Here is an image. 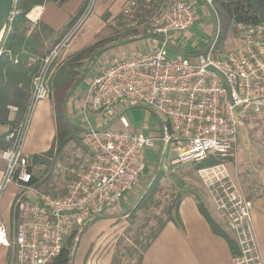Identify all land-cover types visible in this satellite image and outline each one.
I'll list each match as a JSON object with an SVG mask.
<instances>
[{"label": "built area", "instance_id": "built-area-1", "mask_svg": "<svg viewBox=\"0 0 264 264\" xmlns=\"http://www.w3.org/2000/svg\"><path fill=\"white\" fill-rule=\"evenodd\" d=\"M138 1H128L123 10L131 24L138 22L133 15ZM201 1L214 14L216 26L205 53L188 58L170 56L168 51L171 38L197 22L193 4L142 0L153 10L148 35L158 39L160 47L114 60L89 81L78 113L84 126L83 150L66 162L52 159L49 167L37 166L33 156L24 152V144L38 103L48 99V73L92 13L96 0H88L77 23L42 60L31 82L24 119L6 131L10 146L0 152L4 163L0 200L9 187L20 189L13 202L11 241L8 227L0 224V247L11 248L10 264H52L67 243L73 254L84 231L137 187L147 151L160 147L165 161L176 167L211 157L226 159L237 147L239 129L264 117V25L235 27L241 46L220 56L221 24L214 0ZM8 109L10 117L17 112L15 107ZM134 109L154 116L155 132L142 135L130 130L124 113ZM90 117L101 125H94ZM111 121L120 128H107ZM37 168L66 178L65 194L52 197L29 185ZM199 176L210 187L216 210L238 245L240 254L233 264H262L252 228V201L229 177L224 163L200 170Z\"/></svg>", "mask_w": 264, "mask_h": 264}, {"label": "crops", "instance_id": "crops-1", "mask_svg": "<svg viewBox=\"0 0 264 264\" xmlns=\"http://www.w3.org/2000/svg\"><path fill=\"white\" fill-rule=\"evenodd\" d=\"M61 1H63L61 5H58V1H49L41 6L35 7L28 15V20L32 24V27L34 28L39 25H44L52 31H58L66 24L70 17L74 16L75 13L79 11L84 2V0ZM125 1L126 0H96L92 9L94 15L90 19L89 16L85 20L83 26L80 27L68 44V47L66 48L67 51L64 49L60 57L63 54L68 55L65 57L67 61L71 57L81 54L79 68L83 67V64L90 59V57H85L84 53L79 51L82 48V50L86 48L85 39L87 40L101 31L103 25L100 23V20L105 11L109 12L110 19L114 18L119 15ZM188 1L191 3L195 2L197 5H200L202 2L201 0ZM196 25L197 24L195 23V25L186 33L174 35L171 38L169 51L172 48H178L182 51L185 39L191 34H195L193 28ZM83 28L84 31L80 33ZM159 47V40L151 38L148 35V37H143L135 42L128 41L118 46H107L106 48H103L102 51L94 49L91 54L94 55L92 59L93 64L88 67V71L82 73L79 68L77 69V79H80V83L70 93L67 102V113L73 114L74 117L79 116L78 109L81 105L88 83L101 69L110 65L114 60H121L137 54L149 53ZM196 51H187L188 53L183 52L181 54H190ZM170 52L174 54L173 56L176 55L172 50ZM118 128H120V125L115 122L113 129ZM156 129L157 121L155 120L153 126L148 127L140 134L149 135L155 132ZM6 131L7 128H0V134H4ZM55 135L56 122L54 107L52 102L47 99L38 103L35 109L29 133L24 144V152L32 156L46 153L49 150ZM155 151L156 150L147 151L146 156L150 157L156 155ZM149 162L146 160V164ZM235 163H237V161H235ZM3 170L4 163L0 158V178ZM243 172L245 174L243 173L244 176L242 179L248 191L247 196L253 203L251 218L254 238L261 262L264 264V150L259 158H255L254 161L243 170ZM34 186L41 190L37 185ZM19 192L20 189L18 187L11 186L0 200V224L8 227L10 241L12 240L14 232L13 202ZM28 196L31 198V193H28ZM201 202L207 209L213 221L219 225L223 231L228 233L221 223L209 195L204 197ZM178 218L180 223L169 222L163 228L155 241L143 254L141 264H233V257L228 243L211 230L207 221L199 213L195 196H185L183 198L178 208ZM109 227L108 220H98L92 225L81 237L76 250L73 253L72 264L75 262L76 254L81 243L83 244L84 242H86L87 245L84 248L79 264H100V259H104V257L107 258V260H103V264H110L113 246L115 244V234L113 231L112 235L109 236L108 234L107 237L109 238L107 239V242L108 240L110 241L109 247L111 248L108 247L109 250L107 249L104 252L102 248V237H99L103 230ZM91 234L92 236L88 238ZM98 237L100 238L99 242L96 241ZM231 237L233 238V236ZM92 242H95V244L93 245ZM107 251H109L108 254H106ZM11 260V248L0 247V264H10Z\"/></svg>", "mask_w": 264, "mask_h": 264}, {"label": "trees", "instance_id": "trees-1", "mask_svg": "<svg viewBox=\"0 0 264 264\" xmlns=\"http://www.w3.org/2000/svg\"><path fill=\"white\" fill-rule=\"evenodd\" d=\"M49 1H58V5L63 3L61 0H17L12 11L10 31H6L0 41V128H7L8 132H11L24 119L30 103L31 82L33 77L41 70L42 60L53 51L77 23L88 3V0H84L79 11L70 17L58 31H52L44 25L33 28L28 20L29 13L35 7ZM214 5L221 21L219 43L222 41V34L227 29L235 31V27L238 25H264V0H214ZM133 10V15L139 22L145 16L153 14V10L145 5L142 0L138 1ZM30 29L31 32L28 34ZM205 51L206 48L183 55L188 58H195L204 54ZM80 59L81 54H78L67 61L60 63L57 61L52 71L48 73L46 83L48 99L57 111L54 112L56 135L46 153L33 156L37 166L45 164L49 167L53 162L52 159L61 158L64 149L71 142H77L79 149H82V146L79 145L81 140L79 134L82 131L69 119L66 108L68 95L80 83V79H77ZM66 88L68 94L65 98L57 94ZM54 93H56L55 96ZM8 107L17 108V112L12 117H10ZM5 136L6 133L0 134V152L10 146L5 141ZM41 176L40 173L36 172V169L33 170L29 185L38 186ZM42 184H44L45 189L43 190L46 193L60 196L65 194L64 190L56 193V189L60 184L58 182L54 183L50 180L46 184L43 181ZM185 196L187 195L178 193L174 199H170L166 188L162 187L159 179L155 177L151 185L143 191L134 207L129 211L132 215L139 211L142 212L145 215L144 219L136 231L128 227L117 237V241L113 246L110 264H141L143 254L163 228L169 222L180 223L178 208ZM196 200L198 211L207 221L211 230L228 243L232 257H237L240 251L234 238L223 231L210 217L205 206L198 199ZM98 220H101V218ZM72 263L73 258H71V254L67 249H63L52 262V264Z\"/></svg>", "mask_w": 264, "mask_h": 264}, {"label": "rangeland", "instance_id": "rangeland-1", "mask_svg": "<svg viewBox=\"0 0 264 264\" xmlns=\"http://www.w3.org/2000/svg\"><path fill=\"white\" fill-rule=\"evenodd\" d=\"M128 1L129 0L125 1L124 5L121 8L119 15L114 18L110 19L109 12L105 11L102 14L101 20H100L101 21L100 23H102L103 25L101 31L95 34L93 37L88 38L87 40L84 38L86 48L84 50H82L83 49L82 48L81 49L82 51L81 50L79 51L81 53H84L85 57L86 56L90 57V59L87 60L83 64L84 65L83 67L79 68L80 71H82V73L87 72L88 67L92 66L93 64L92 59L94 55H91V54L94 51V49L102 51V49L106 48L107 46H111V45L118 46L128 41L135 42L138 39H141L143 37H148L149 27H150L149 19L151 18L152 15L149 14L148 16H145L144 19L143 18L140 19V22L138 21L136 24L134 23L131 24L129 19H127L123 13V10L125 9ZM192 4L196 11V17H197V22H196L197 25L193 28L195 31V34L193 33L187 39H185V42L183 43V48H182L184 51L183 50L181 51V49H178V48L171 49L174 53H176V55L181 54L183 52H187V51L190 52V51H196L201 48H206L207 44L210 42L214 34V30L216 26V18L214 14L202 2L200 5H197V3L195 2ZM93 15H94V12L91 13L89 19ZM218 17L220 21L219 14H218ZM83 31H84V28L82 29L80 33H82ZM222 35H223L222 41L219 43V46H218V55L224 56L230 51L235 50L241 46V43L237 37L236 28H235V31H231V29H227ZM170 51H169V55L173 56L174 54H172V52ZM67 56L68 55L63 54L58 59V63L65 61L66 60L65 57ZM67 92L68 91L66 88L64 91H61L57 94H60L61 97L65 98L66 95L68 94ZM55 95L56 93H54V96ZM68 96L70 97V95ZM69 97H67V101H66L67 109H68L67 102H68ZM79 110H80V107L78 109V113H79ZM54 112H57V111L54 109ZM68 117L75 124V126L78 127L82 131L79 134V137L81 139L79 145L82 146V133H83L84 126L79 116L74 117L73 114H68ZM124 117L127 119L130 125V130L132 132L139 133V134L144 132V130H146L148 127H151L153 126V124H155L154 116L149 111H145L142 109L129 110L124 113ZM90 121L94 125H101V123L97 120V118L90 117ZM115 122L116 121L109 122L107 124V128L113 129ZM82 149H83V146H82ZM82 149H79L77 142L75 141L71 142L64 149L61 158L57 160L66 162L69 159H71L76 152L82 151ZM263 150H264V117L249 121L247 124H245L244 127L239 129L237 147L235 151L233 152V154L226 159L212 157V159L209 160V158H207L206 160L200 163H193V164H189V165H185L181 167H176V166L169 164L168 161H165V153H163L160 147L157 148L155 151L156 155H152L150 157L146 156L147 162L149 161L150 162L146 164V169L144 170V173L141 176L137 187H135L128 195H126L121 201V203H119L113 209H111L110 211H107L104 215H102L101 220L102 221L108 220V223L110 225L109 228H105V230H103V232L99 235V237L100 236L102 237L103 252L111 248L109 247L110 241L108 240L107 242V239L109 238L107 236L108 234L109 236L112 235V231L115 234V243H116L117 237L121 235L122 232L126 228L130 227L133 231L137 230L142 220L144 219L145 215L140 211L132 215L129 213V211L134 207L135 202L139 199L143 191L151 185L155 177L159 179L160 185L166 188L167 193H169L170 199L171 198L174 199L179 193V194H185L187 196L193 195L200 202L204 197L209 195L212 201V198L209 193L210 187L207 184H205L204 181L200 178L199 171L202 169H207V168L217 166L219 164L224 163L229 177L231 179L234 178L232 181H236V183L239 184V186L242 189L243 195L245 196L246 199L249 200L247 196L248 191L242 179V177L245 174L243 170L246 167H248L250 163L254 161L255 158H259ZM171 157L172 155H169L168 158H171ZM211 160L213 161L211 162ZM235 161H237V163H235ZM41 171H42L41 168L36 169V172L42 175L39 181V185H38V187L41 189V190L38 189L39 191L46 193L43 190L45 189L43 186L44 184L41 185V182L44 181V183L46 184L50 180L53 181L54 183L55 182L60 183L58 188L56 189V193H58L59 191H63V190L65 191L66 186L68 184V180L66 178L62 176H57L55 174L51 175L47 172H44L45 170H43L42 172ZM46 194L52 197H58V196L60 197V195H52L49 193H46ZM212 204L225 230L232 236V233L229 231L225 220L221 217L220 213H218V211L216 210V207L213 201H212ZM91 236L92 234L89 235L88 238H90ZM99 237L96 240L97 242L100 241ZM85 243L86 242H84L83 244L81 243L78 249V252L76 254L74 264H79V260L84 252V248L87 245V243L86 244ZM92 244L94 245L95 242H92ZM69 248H70V244L67 243L65 245V249L68 250ZM108 252L109 251H107L106 254H108ZM73 255L74 254H71V258H73ZM103 260L105 261L107 260V258L105 257L104 259L101 258L100 264L104 263Z\"/></svg>", "mask_w": 264, "mask_h": 264}, {"label": "water", "instance_id": "water-1", "mask_svg": "<svg viewBox=\"0 0 264 264\" xmlns=\"http://www.w3.org/2000/svg\"><path fill=\"white\" fill-rule=\"evenodd\" d=\"M15 0H0V41L9 26Z\"/></svg>", "mask_w": 264, "mask_h": 264}]
</instances>
